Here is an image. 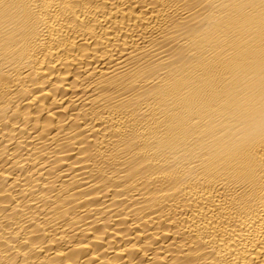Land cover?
Segmentation results:
<instances>
[{
	"label": "bare ground",
	"instance_id": "obj_1",
	"mask_svg": "<svg viewBox=\"0 0 264 264\" xmlns=\"http://www.w3.org/2000/svg\"><path fill=\"white\" fill-rule=\"evenodd\" d=\"M0 264H264V0H0Z\"/></svg>",
	"mask_w": 264,
	"mask_h": 264
}]
</instances>
